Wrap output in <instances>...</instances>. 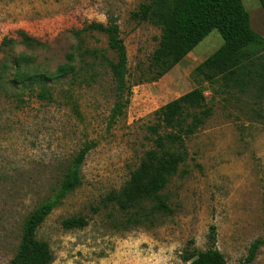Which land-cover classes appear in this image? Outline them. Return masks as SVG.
I'll use <instances>...</instances> for the list:
<instances>
[{"label": "rangeland", "instance_id": "374dc122", "mask_svg": "<svg viewBox=\"0 0 264 264\" xmlns=\"http://www.w3.org/2000/svg\"><path fill=\"white\" fill-rule=\"evenodd\" d=\"M145 1L0 0V264L13 257L25 219L56 190L85 143L93 147L81 166V185L36 231L51 250L49 264H185V248H207L211 224L227 264H241L250 244L264 240V95L252 84L226 89L220 77L205 80L195 71L222 44L216 30L163 76L147 81L160 29L131 17ZM242 3L251 28L264 40L259 1ZM108 18L118 24L131 84L127 106L113 118L108 62L115 55L102 31L86 28ZM18 32L43 46H26ZM250 47L256 58L249 68L262 72L264 42ZM67 61L73 70L55 74ZM20 71L45 73L52 99L36 96L38 83L18 82ZM196 87L203 89L211 113L185 139L188 157L162 191L172 213L151 226L123 227L125 216L104 205L103 197L121 187L152 147L146 128L155 122V110ZM70 216L88 222L65 229L62 221ZM249 264H264V244Z\"/></svg>", "mask_w": 264, "mask_h": 264}, {"label": "trees", "instance_id": "16d2710c", "mask_svg": "<svg viewBox=\"0 0 264 264\" xmlns=\"http://www.w3.org/2000/svg\"><path fill=\"white\" fill-rule=\"evenodd\" d=\"M258 1L264 12V0ZM131 17L137 21L151 22L160 29L158 45L146 69L147 81L163 76L210 31L216 30L222 38V44L203 59L195 71L205 80L220 77L226 89L234 87L243 90L252 84L259 95H264V68L262 72L255 70L254 73L249 68L254 65L256 58L250 46L262 44L264 40L251 28L249 14L242 0H147L138 6ZM86 28L102 31L106 35L108 49L115 55L114 61L108 62L115 95L111 117L119 116L129 102L131 84L127 79V53L118 24L108 18L106 23L90 22ZM18 34L21 42L28 47L43 46V42L25 32ZM72 57L71 53L66 54L68 61ZM68 61L59 64L55 74L64 76L70 73L73 65ZM47 79L45 73L20 71L16 75V80L25 86L38 83L41 88L36 96L51 100V91L45 85ZM210 113L204 91L199 87L155 110V122L146 128L152 147L144 151L138 165L121 187L111 190L102 199L104 205H111L125 216L121 221L123 227H130L131 224L151 226L159 216L172 213L162 191L188 157L185 139L196 133ZM92 147V143H85L79 148L68 162L56 190L29 213L23 223L16 252L8 264L51 262L49 245L37 238V228L70 191L81 185V166ZM87 222L84 216H70L62 221V227L81 228ZM206 243L207 248L204 250L185 248L180 259L185 264H227L223 253L215 246L214 224L208 228ZM263 244V239L252 242L241 264L252 262Z\"/></svg>", "mask_w": 264, "mask_h": 264}]
</instances>
